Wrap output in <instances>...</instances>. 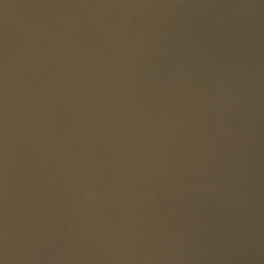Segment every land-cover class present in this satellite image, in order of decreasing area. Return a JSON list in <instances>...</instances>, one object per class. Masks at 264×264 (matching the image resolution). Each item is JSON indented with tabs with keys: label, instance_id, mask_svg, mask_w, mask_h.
<instances>
[{
	"label": "water",
	"instance_id": "1",
	"mask_svg": "<svg viewBox=\"0 0 264 264\" xmlns=\"http://www.w3.org/2000/svg\"><path fill=\"white\" fill-rule=\"evenodd\" d=\"M0 264H264V0H0Z\"/></svg>",
	"mask_w": 264,
	"mask_h": 264
}]
</instances>
